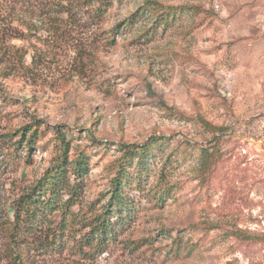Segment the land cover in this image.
I'll use <instances>...</instances> for the list:
<instances>
[{"label": "rangeland", "instance_id": "374dc122", "mask_svg": "<svg viewBox=\"0 0 264 264\" xmlns=\"http://www.w3.org/2000/svg\"><path fill=\"white\" fill-rule=\"evenodd\" d=\"M107 1L103 15L93 10L99 0L66 10L57 0L0 4L9 38L0 60V264H264L256 239L264 238V0ZM148 3L175 13L160 23ZM26 125L37 128L28 162L4 158L6 133ZM61 136L66 159L89 161L79 199L71 216H48L53 247L28 235L13 261L10 203L62 157ZM156 137L142 189L125 188L126 222L104 251L79 249L120 145Z\"/></svg>", "mask_w": 264, "mask_h": 264}, {"label": "trees", "instance_id": "16d2710c", "mask_svg": "<svg viewBox=\"0 0 264 264\" xmlns=\"http://www.w3.org/2000/svg\"><path fill=\"white\" fill-rule=\"evenodd\" d=\"M8 1L10 0H0V4L6 5ZM57 2L58 5L63 7V10H66L69 4H74L78 0H57ZM108 5H111L109 1L99 0L94 5L93 10L97 14L103 15L107 12ZM146 8L157 15L160 23L165 24L168 22L170 16L175 13L173 7L160 10L153 3H148ZM134 15V13L131 14L129 22L132 21ZM10 20L20 22V25L26 28V32L30 31L31 25L25 20L17 18H11ZM121 23L124 22L121 21L116 24L112 30L116 32ZM124 25H126V21ZM1 33L0 60L5 57L9 47L6 44V40L9 38H3ZM36 132L37 128L32 130L27 125L7 132L6 137L10 143L2 156L13 160L22 157L28 162L32 148L34 147ZM222 133L223 127L217 128V133L214 135L215 143L212 145L213 147L219 144V136ZM161 139V137L150 138L142 145H120L119 150L122 152V161L110 180V188L108 189L106 200L100 204L98 211H96L89 223L85 225L89 228L77 241L79 249L86 247L95 252L104 251L107 243L114 238L115 226H120L126 222L129 217V213L127 214V212L130 211L131 199L129 192H125V188L128 185H133L137 189H142V179L146 176L144 173L146 172L145 159L149 154L150 146L161 142ZM60 141L62 157H58L32 185L23 189L10 203L12 211L7 236V250L9 257L13 261L17 259L14 254V246L19 242H24L28 235H36V243L42 248L53 247V243L58 242L54 240L55 233L57 232L51 231L48 225V216L54 212H59L65 218L71 216V207L79 199L84 177L88 172L89 161L84 153H79L73 160L66 159L67 144L63 136L60 137ZM203 151L206 153V158L203 159L202 166L204 170L207 168L206 170L209 171L213 163L210 161V155L207 154V150ZM218 152L219 148L216 150V153ZM132 160H135V166L133 170H130ZM169 193L170 190L166 188L160 193L158 199L164 200L165 197L169 196ZM64 194H66V198H63ZM43 225L46 226L45 234H42L40 231ZM49 234L51 239H48ZM256 239L264 241L263 234L257 233Z\"/></svg>", "mask_w": 264, "mask_h": 264}]
</instances>
